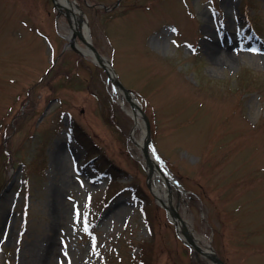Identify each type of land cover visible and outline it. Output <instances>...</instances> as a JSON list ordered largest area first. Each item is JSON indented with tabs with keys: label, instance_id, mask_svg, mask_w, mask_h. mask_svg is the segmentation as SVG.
<instances>
[{
	"label": "rangeland",
	"instance_id": "374dc122",
	"mask_svg": "<svg viewBox=\"0 0 264 264\" xmlns=\"http://www.w3.org/2000/svg\"><path fill=\"white\" fill-rule=\"evenodd\" d=\"M77 5L147 117L186 227L225 264H264V0ZM68 28L52 0H0V264H214L152 194L130 103ZM73 124L117 167L112 189L131 186L103 200L109 177Z\"/></svg>",
	"mask_w": 264,
	"mask_h": 264
},
{
	"label": "bare ground",
	"instance_id": "6f19581e",
	"mask_svg": "<svg viewBox=\"0 0 264 264\" xmlns=\"http://www.w3.org/2000/svg\"><path fill=\"white\" fill-rule=\"evenodd\" d=\"M55 2L57 4L58 10L61 11L63 14L66 13L65 15L69 21L70 28H68L66 32V37L68 36L70 37V32L73 29H78L81 34H84L82 26L84 25L85 21L83 18V14L79 11V8L76 5L77 0H55ZM220 55H223V51L220 52ZM215 56H218V54H215ZM220 58L221 57L219 56L218 59L220 60ZM105 64L108 66V59L105 61ZM110 74L113 75L111 71H110ZM119 92L120 91H118V93ZM120 100H122V98H120ZM127 112L130 113V115L132 116L134 120L133 132L137 129H139L141 132L140 138L135 139L134 142L138 146V148L141 150V152L140 153L138 152L137 154L138 157L142 159V161L145 162L147 169L150 172L151 192L156 196L157 199H160L163 203L167 204L168 209L172 205L177 209L178 201H179L177 191L180 189V186L165 171L166 169H164L163 165L157 159L156 155L153 153L151 148L147 149L146 151H143L142 147H143V137L145 134V128L141 121L140 115L138 112L130 108L127 109ZM132 137L134 138L133 134H132ZM175 195L178 198L176 199L174 203L173 197ZM169 211L172 214V210L169 209ZM173 220H175L179 232L181 231L182 226L186 227V222L184 219H183L184 222L179 221L175 217H173ZM186 228L188 229L192 240L200 249H209L211 253H214V250L211 251L208 245L209 243H206V244L201 243L199 239L196 237V235L193 233L192 229L190 227L189 228L186 227Z\"/></svg>",
	"mask_w": 264,
	"mask_h": 264
},
{
	"label": "water",
	"instance_id": "95a60500",
	"mask_svg": "<svg viewBox=\"0 0 264 264\" xmlns=\"http://www.w3.org/2000/svg\"><path fill=\"white\" fill-rule=\"evenodd\" d=\"M55 7L56 3L54 0H52ZM79 11L82 13L81 9L79 8ZM83 14V13H82ZM84 18V25L82 26V29L84 31V34H81L80 31L78 29H73L70 32V37H66L67 38V45L69 47H71L74 51L78 52L80 55H88L91 57L92 61L95 62L96 64L100 65L108 74L109 78L114 82L115 86L117 89H119V91H121V94L124 96V98L130 103L131 107L133 108L134 111L138 112L140 117L143 119L144 123L143 126L145 128V134L143 137V151H146L147 149L151 148V150L153 151V153L155 154V151L152 147V143H151V138L149 135V123L147 120V117L145 116V114L143 113L140 104L138 103V101L135 98L134 93L132 92V90H130L129 88H126L123 86V84L121 83V81L117 78L115 72L113 71L109 61H108V66L105 64V61L107 60L103 55H101L98 50L96 49V47L93 45V43L91 42V38L89 35V30H88V26L86 24V20L85 17ZM78 36V38L83 42L84 47H79L77 45H75L74 42V38L75 36ZM109 67V69H108ZM109 70L113 73V75H109ZM136 108V109H135ZM156 155V154H155ZM148 178H150V172L148 174ZM148 186H150L149 182H148ZM161 205L168 210V206L163 203L160 199H159ZM170 206V205H169ZM170 210H172V214L181 222H184L182 217L179 215V213L175 210V208L173 206L169 207ZM182 233L184 234L187 243L193 247H195L196 249H198L202 254L208 256L210 259L213 260V262L215 264H225L215 253H211L209 251V249H200L198 248V246L194 243V241L192 240L189 232L187 231V229L182 226L181 229ZM210 247V246H209ZM211 251L212 248L210 247Z\"/></svg>",
	"mask_w": 264,
	"mask_h": 264
},
{
	"label": "trees",
	"instance_id": "16d2710c",
	"mask_svg": "<svg viewBox=\"0 0 264 264\" xmlns=\"http://www.w3.org/2000/svg\"><path fill=\"white\" fill-rule=\"evenodd\" d=\"M72 132L74 134V138L83 145V147L86 150V159H90L92 163L95 165V168L99 171L106 173L109 176V182L107 187L105 188V195L103 196V200L106 198L108 199L114 192L119 191L123 188H127L128 186H131L132 184L128 185H122L116 189H112V183L115 181V173H117V167L114 165L112 161L106 156L105 152L102 150H94L95 145L92 141V139L87 135L83 134L80 129L77 127V125L73 124ZM3 152V151H2ZM6 156L9 155L7 151L3 152ZM134 187V186H133ZM135 188V187H134ZM134 195L137 197V199H140L142 201L140 208L142 210L143 218L147 225L151 227V217L149 210L147 208V198L143 194V191L141 188L134 189ZM140 254L142 256H145V247L141 250H139ZM143 262H146V260L142 259ZM147 263V262H146Z\"/></svg>",
	"mask_w": 264,
	"mask_h": 264
}]
</instances>
